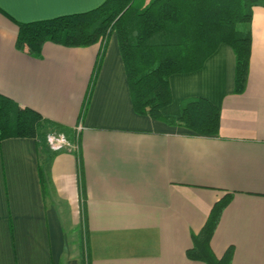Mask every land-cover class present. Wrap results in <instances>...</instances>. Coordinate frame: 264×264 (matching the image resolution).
Wrapping results in <instances>:
<instances>
[{
  "label": "crops",
  "instance_id": "1",
  "mask_svg": "<svg viewBox=\"0 0 264 264\" xmlns=\"http://www.w3.org/2000/svg\"><path fill=\"white\" fill-rule=\"evenodd\" d=\"M104 1L0 0V93L48 121L43 136L0 141V264H207L187 252L227 194L213 252L264 264V4L253 7L243 93L226 43L201 69L170 76L164 117H180L189 97L220 109L218 134L201 135L136 112L116 32L96 78L100 42L47 41L41 57L16 47L18 22ZM52 131L78 149L53 151Z\"/></svg>",
  "mask_w": 264,
  "mask_h": 264
},
{
  "label": "trees",
  "instance_id": "2",
  "mask_svg": "<svg viewBox=\"0 0 264 264\" xmlns=\"http://www.w3.org/2000/svg\"><path fill=\"white\" fill-rule=\"evenodd\" d=\"M264 0H105L89 11L31 22H18L16 47L41 57L51 41L67 47L98 42L101 50L94 68L99 73L108 41L116 32L136 112L180 124L201 135L218 134L220 109L205 97L182 101V115L164 117L161 110L172 101L170 76L201 69L221 43L236 55L235 93L247 86L253 7ZM48 121L32 107L0 93V141L11 136H43ZM227 194L212 207L188 257L207 264H231L232 251L218 258L211 238L225 206Z\"/></svg>",
  "mask_w": 264,
  "mask_h": 264
},
{
  "label": "built area",
  "instance_id": "3",
  "mask_svg": "<svg viewBox=\"0 0 264 264\" xmlns=\"http://www.w3.org/2000/svg\"><path fill=\"white\" fill-rule=\"evenodd\" d=\"M81 130V126L76 127L77 136ZM46 142L53 151H73L78 149V142L70 140L65 133L59 131H52L47 134Z\"/></svg>",
  "mask_w": 264,
  "mask_h": 264
}]
</instances>
